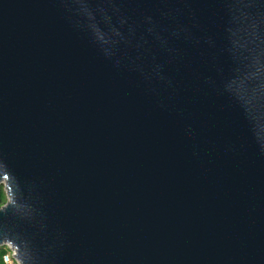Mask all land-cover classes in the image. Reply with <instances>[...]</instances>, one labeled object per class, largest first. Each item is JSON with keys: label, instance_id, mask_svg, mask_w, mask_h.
Masks as SVG:
<instances>
[{"label": "water", "instance_id": "95a60500", "mask_svg": "<svg viewBox=\"0 0 264 264\" xmlns=\"http://www.w3.org/2000/svg\"><path fill=\"white\" fill-rule=\"evenodd\" d=\"M1 185L19 264H264V0H0Z\"/></svg>", "mask_w": 264, "mask_h": 264}, {"label": "built area", "instance_id": "2783aa9c", "mask_svg": "<svg viewBox=\"0 0 264 264\" xmlns=\"http://www.w3.org/2000/svg\"><path fill=\"white\" fill-rule=\"evenodd\" d=\"M4 254L2 255V261L4 264H19L17 258L14 256L16 255V251L13 247L6 244L3 246Z\"/></svg>", "mask_w": 264, "mask_h": 264}, {"label": "trees", "instance_id": "16d2710c", "mask_svg": "<svg viewBox=\"0 0 264 264\" xmlns=\"http://www.w3.org/2000/svg\"><path fill=\"white\" fill-rule=\"evenodd\" d=\"M5 202H6V197H5V194H4L3 190H2V186H0V207L2 205H4ZM4 252H5L4 248L1 247L0 248V264H4L3 261H2V255L4 254Z\"/></svg>", "mask_w": 264, "mask_h": 264}, {"label": "rangeland", "instance_id": "374dc122", "mask_svg": "<svg viewBox=\"0 0 264 264\" xmlns=\"http://www.w3.org/2000/svg\"><path fill=\"white\" fill-rule=\"evenodd\" d=\"M1 186H2V190H3L4 194H5L6 200H7V196H6V193H5L4 186L3 185H1Z\"/></svg>", "mask_w": 264, "mask_h": 264}]
</instances>
